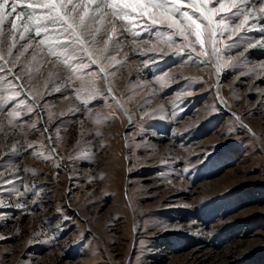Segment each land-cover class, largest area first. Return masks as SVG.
<instances>
[{
    "label": "rangeland",
    "instance_id": "374dc122",
    "mask_svg": "<svg viewBox=\"0 0 264 264\" xmlns=\"http://www.w3.org/2000/svg\"><path fill=\"white\" fill-rule=\"evenodd\" d=\"M261 26L225 34L219 73L207 42L198 60L149 50L154 32L125 40L106 67L116 100L94 65L87 105L67 81L44 90L54 60L27 82L13 67L36 99L0 102V264H264V48L241 54Z\"/></svg>",
    "mask_w": 264,
    "mask_h": 264
},
{
    "label": "snow or ice",
    "instance_id": "6c2138e0",
    "mask_svg": "<svg viewBox=\"0 0 264 264\" xmlns=\"http://www.w3.org/2000/svg\"><path fill=\"white\" fill-rule=\"evenodd\" d=\"M260 19H264V0H0V72L5 73L0 75V91L13 90L7 96H0V102L13 100L21 92L35 101V96L21 82V76L12 69L22 65L21 71L32 80L42 74L45 64L53 60L55 65L61 66L64 75L61 77L49 71L48 80L43 82L45 91L52 81L51 91L61 92L65 88L64 81H67V86L74 88L77 99L87 93L88 99L82 101L87 105L99 91L91 79L97 72L85 73L84 70L95 65L103 74L107 92L116 100L106 67L121 65L122 61L112 53L122 51L127 39L131 40L135 51L139 47L136 38L147 32L155 34V43L142 41L151 44L149 50L163 51V48L157 49V44L171 47L179 43L181 51L188 50L189 58L195 56L198 60L209 55L205 48L207 42L211 55L216 58V71L219 73L222 66L220 45L225 34L231 40L255 29ZM259 31L264 33V26ZM195 45L201 51L197 52ZM234 46L225 45L228 49ZM255 47L264 48V39L249 42L241 49V54ZM124 59H127V53H124ZM102 60H106L107 65L101 63ZM200 63L205 64V61L200 60ZM260 67L264 68V64ZM8 76L12 80H8ZM74 77L81 81L86 77L89 79L86 84L75 87ZM57 80L61 81L58 85ZM17 88L19 91H15ZM37 106L38 102L28 105V112ZM5 115L9 117L8 123L15 127L14 120L21 113L13 108ZM248 130L251 132V128ZM0 132H3L2 124ZM17 150V145L11 146L12 152ZM0 239L4 237L0 236Z\"/></svg>",
    "mask_w": 264,
    "mask_h": 264
},
{
    "label": "bare ground",
    "instance_id": "6f19581e",
    "mask_svg": "<svg viewBox=\"0 0 264 264\" xmlns=\"http://www.w3.org/2000/svg\"><path fill=\"white\" fill-rule=\"evenodd\" d=\"M127 41H128V39H127ZM130 41H128V43H129ZM130 44V43H129ZM137 44L139 45V43L137 42ZM130 47H133V45L132 44H130ZM128 49V48H127ZM130 52V51H129ZM130 54V53H129ZM14 70V69H13ZM1 75V74H0ZM29 79L27 78L26 80H24L25 82H27ZM22 82V81H21Z\"/></svg>",
    "mask_w": 264,
    "mask_h": 264
}]
</instances>
